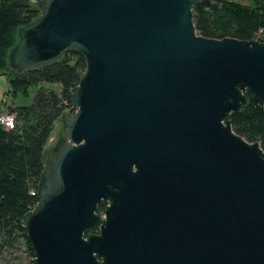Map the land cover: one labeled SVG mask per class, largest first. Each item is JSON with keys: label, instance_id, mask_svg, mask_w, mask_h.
<instances>
[{"label": "water", "instance_id": "obj_1", "mask_svg": "<svg viewBox=\"0 0 264 264\" xmlns=\"http://www.w3.org/2000/svg\"><path fill=\"white\" fill-rule=\"evenodd\" d=\"M34 1L7 66L85 62L23 216L34 264H264V150L229 119L264 106V42L199 34L202 0Z\"/></svg>", "mask_w": 264, "mask_h": 264}, {"label": "trees", "instance_id": "obj_2", "mask_svg": "<svg viewBox=\"0 0 264 264\" xmlns=\"http://www.w3.org/2000/svg\"><path fill=\"white\" fill-rule=\"evenodd\" d=\"M39 13L34 0H0V73L7 75V91L15 95L36 87L31 103L6 106L14 115V125H0V253L14 252L13 258L21 260L25 256L26 264H34V254L22 220L38 199L42 151L53 136L56 118L70 109L67 95L77 85V71L85 67L84 59L75 52L21 72L7 66V51L17 40L18 28ZM192 15L201 35L255 37L264 42V0H202L193 4ZM245 94L247 101L242 109L229 114L231 127L247 141H257L264 150V106L255 104L250 92ZM105 205L101 201L99 211ZM91 231L96 232L97 227Z\"/></svg>", "mask_w": 264, "mask_h": 264}, {"label": "rangeland", "instance_id": "obj_3", "mask_svg": "<svg viewBox=\"0 0 264 264\" xmlns=\"http://www.w3.org/2000/svg\"><path fill=\"white\" fill-rule=\"evenodd\" d=\"M240 2L245 3L247 0H237ZM8 78L6 74L0 73V103L3 104H22V105H27L31 103L32 97L34 94V91L36 87L32 86L29 87L27 90V93L23 92H17L15 95H12L11 92L7 91L8 89ZM4 94L6 96L4 97ZM20 251V250H18ZM13 253H10L8 250L3 251L0 253V264H26L27 263V258L25 256L22 257L21 259L13 258Z\"/></svg>", "mask_w": 264, "mask_h": 264}, {"label": "built area", "instance_id": "obj_4", "mask_svg": "<svg viewBox=\"0 0 264 264\" xmlns=\"http://www.w3.org/2000/svg\"><path fill=\"white\" fill-rule=\"evenodd\" d=\"M260 31L261 30L259 29L258 33ZM258 33H255V36H257ZM5 96L6 94H4V97ZM0 125H3L4 127H12L14 125L13 113L9 112L7 108L2 105H0Z\"/></svg>", "mask_w": 264, "mask_h": 264}, {"label": "crops", "instance_id": "obj_5", "mask_svg": "<svg viewBox=\"0 0 264 264\" xmlns=\"http://www.w3.org/2000/svg\"><path fill=\"white\" fill-rule=\"evenodd\" d=\"M3 103H4V101H3ZM3 103H0V105H2V106H4V107H6L7 105H8V103L7 104H3ZM13 104V103H12Z\"/></svg>", "mask_w": 264, "mask_h": 264}, {"label": "flooded vegetation", "instance_id": "obj_6", "mask_svg": "<svg viewBox=\"0 0 264 264\" xmlns=\"http://www.w3.org/2000/svg\"><path fill=\"white\" fill-rule=\"evenodd\" d=\"M101 201H104V200H101ZM101 201H100V202H101ZM100 202H99V203H100ZM104 202H105V204H107L106 201H104ZM99 203H98V204H99ZM102 210H103V208H102L100 211H102ZM96 232H98V228H97V231H96Z\"/></svg>", "mask_w": 264, "mask_h": 264}]
</instances>
